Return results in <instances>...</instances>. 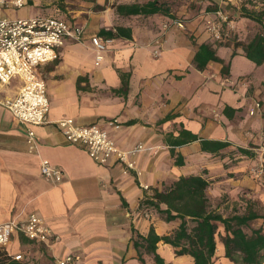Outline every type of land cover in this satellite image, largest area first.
<instances>
[{"label": "crops", "instance_id": "obj_1", "mask_svg": "<svg viewBox=\"0 0 264 264\" xmlns=\"http://www.w3.org/2000/svg\"><path fill=\"white\" fill-rule=\"evenodd\" d=\"M106 2L26 0L24 6L40 8L37 14L0 7V18L54 15L83 26L88 35H101L100 30L117 24L131 28L130 38H109L98 64L87 36L80 42L65 41L54 60L37 67L49 99L44 123L22 122L0 104V223L34 212L57 235L44 243L13 233L3 248L14 264H55V257L66 254L77 255L84 264H141L133 246L135 234L146 235L150 227L159 235L168 234L179 221L163 220L140 201L180 176L203 175L213 206L222 199H250L264 209V175L250 174L264 154V63L249 60L241 46L217 45L204 21L188 19L180 28L170 23L172 18L154 14L140 20L118 16L115 22ZM166 21L170 24L162 30ZM233 21L237 40L246 41L253 21ZM158 36L159 47L153 42ZM203 42L216 48L221 62L210 60L198 69L193 56ZM156 47L159 54L154 55ZM223 64L229 65L227 74H222ZM20 85V79L12 77L0 85V97H13ZM256 100L260 107L250 114ZM63 117L77 125L98 124L122 150L140 144L139 151L128 155L140 174L125 171L119 161H94L82 144L68 141L61 132L57 121ZM27 127L36 133L33 151L25 141ZM190 134L197 138L186 139ZM201 139L229 145L210 152L202 149ZM43 158L62 170L60 181L41 174ZM250 225H264V220L256 218ZM218 229L223 232L221 224ZM215 242L213 264H235L224 255L218 235ZM157 252L165 262L194 264L190 255H177L162 240ZM18 254L19 260L14 258ZM143 257L146 264H155L152 255Z\"/></svg>", "mask_w": 264, "mask_h": 264}, {"label": "trees", "instance_id": "obj_2", "mask_svg": "<svg viewBox=\"0 0 264 264\" xmlns=\"http://www.w3.org/2000/svg\"><path fill=\"white\" fill-rule=\"evenodd\" d=\"M214 6L208 5L207 10L214 13L218 8L225 12L227 8L237 10L235 17H229L233 28L223 30L221 39L215 40L217 45L232 43L234 47L241 46L245 57L255 64L264 63V0H222ZM114 12L124 18H145L159 14L174 18L169 1L146 0L144 2H120L115 4ZM250 19L254 23L246 41L237 40L238 33L233 20ZM225 26V23H223ZM159 30V27H158ZM100 34L105 38L124 36L131 37V28L117 24L113 29H102ZM235 53L233 49L231 55ZM219 61L216 48L210 43H200L193 56V62L198 69H203L208 61ZM228 64L222 65V74H227ZM264 118V113H262ZM190 134L188 140L196 139ZM229 145L226 141L201 139L203 150L218 152ZM238 150L246 153L247 149ZM209 181L201 174L180 176L170 184L159 189L151 190L140 201L142 207L151 210L165 221L178 220L179 224L170 233L159 235L150 227L146 235L136 233L133 246L141 264H146L143 254L152 255L155 264H172L157 252V242L162 240L171 245L177 255L187 254L193 258L194 264H213L215 252V235H218L224 246V255L235 264H264V225L251 227V221L256 218L264 220V213L256 206V201L244 199L243 209H232L224 212L218 210L219 204L213 206L206 194ZM222 199L221 201H224ZM226 213V214H225ZM223 226V232L218 229ZM0 264H14L3 247H0ZM16 264V263H15Z\"/></svg>", "mask_w": 264, "mask_h": 264}, {"label": "built area", "instance_id": "obj_3", "mask_svg": "<svg viewBox=\"0 0 264 264\" xmlns=\"http://www.w3.org/2000/svg\"><path fill=\"white\" fill-rule=\"evenodd\" d=\"M25 3L26 0H0V7L20 8ZM170 23H174L180 28L184 27L180 19H173ZM170 23L164 22L162 30ZM205 27L212 38L218 40L222 38L223 30L233 28V23L229 20L228 14L218 8L214 13H207ZM87 36L96 51L95 64H98L110 41L109 38L97 34L88 35L83 26L71 25L63 18L54 15L0 18V85L7 83L12 77H18L21 81L17 93L10 98L0 97V104L22 122L29 125L44 123L47 119L49 99L45 80L37 72V67L54 60L57 57V49L65 41L80 42ZM153 42L159 47L161 43L159 36ZM158 47L152 50L154 55L159 54ZM259 107L260 102L256 100L249 113H255ZM113 122L109 123L113 124ZM57 123L66 139L82 144L89 156L97 163L106 164L113 160L119 161L125 165V171L132 169L136 171L137 175L140 174L135 161L128 156L139 151L140 144L129 151L122 150L109 136L107 130L96 123L77 125L66 117L60 118ZM25 141L29 151L37 149L36 133L31 127L26 128ZM157 150L156 148L154 153ZM40 172L52 182H58L63 177L62 170L53 166L45 158L40 161ZM250 174L254 178L264 175V157L260 156L257 163L250 167ZM142 186L145 190L149 189L146 184ZM15 232L44 243L57 237L43 218L34 212L20 220L10 219L0 223V247L6 245ZM14 258L19 260L22 256L18 254ZM54 261L55 264H84L82 259L74 254L57 256Z\"/></svg>", "mask_w": 264, "mask_h": 264}, {"label": "rangeland", "instance_id": "obj_4", "mask_svg": "<svg viewBox=\"0 0 264 264\" xmlns=\"http://www.w3.org/2000/svg\"><path fill=\"white\" fill-rule=\"evenodd\" d=\"M108 1V0H107ZM144 2L146 0H109V2H106V4L108 6H110L112 8V12L113 15H115L116 18L115 22H118V16L117 14L114 12V5L120 2ZM169 1L170 7H171V12L174 15V18L180 19L183 23L184 21L188 20V19H192V18H196L199 21H204V25H205V16L207 15V13H210V10H207L208 5H212L214 6V4L216 3H220L222 5V8L224 7V4L222 2V0H220V2L215 1V0H167ZM25 8V10H23ZM20 13H23V11L27 10V13H31V14H37L40 10L39 7L35 6V5H31L28 4L26 6L20 7ZM23 10V11H22ZM22 11V12H21ZM25 13V12H24ZM226 13L232 18L235 17L234 14H237V10H234L233 8H227ZM137 20H140L142 18L139 17H134ZM241 68V67H239ZM262 157H264V154L261 155ZM225 201V200H224ZM215 204H219L220 207L224 210V212H229L232 211V209H238V210H242L243 209V203L242 201H227L226 203L222 202V201H216ZM256 208H258V210L260 212H264V209H262V207L260 206V204H258V206H256Z\"/></svg>", "mask_w": 264, "mask_h": 264}]
</instances>
